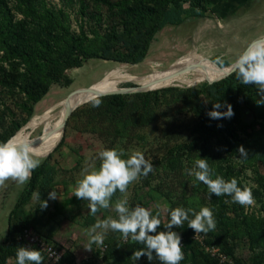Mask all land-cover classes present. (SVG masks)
Returning a JSON list of instances; mask_svg holds the SVG:
<instances>
[{"label":"trees","instance_id":"trees-1","mask_svg":"<svg viewBox=\"0 0 264 264\" xmlns=\"http://www.w3.org/2000/svg\"><path fill=\"white\" fill-rule=\"evenodd\" d=\"M214 1L61 0L63 5L57 7L49 0H0V87L14 97H22L19 107L28 117L33 116L36 105L53 86L68 88L73 84L68 71L82 68L91 59L139 64L147 57L153 39L161 30L179 26L189 18L207 17ZM75 3L79 5L82 18L78 32L72 30L70 14L66 9ZM90 3H94L98 10L91 8ZM219 65L225 66L224 63ZM168 94L176 99L166 101ZM97 99L102 101L100 106L93 107V100L85 111L89 129L97 133L103 127L101 131L114 135L116 139L130 138L134 131L157 124L160 109L165 104H180L181 111L192 116V139L169 148L166 156L151 162L154 170L163 168L175 174L185 168L184 158L193 163L197 158H206L214 170L213 179L217 175L226 181L236 178L238 186L243 188L241 176L252 169L258 187L253 192L259 204L258 210L251 206L245 209L226 195H211L207 186L199 182L192 194L182 192L180 202L172 199V191L167 193L171 203L169 220L170 211L177 207L193 208L197 212L202 207H208L213 212L216 228L206 235L201 234L205 246L219 248L223 254L232 256L236 264H264V105H257L256 100L260 97L256 95L254 86L241 84L233 73L218 82H205L195 88L168 87ZM218 102L231 104L234 116L230 119H211L207 113ZM83 109L75 111L69 121L80 115ZM219 111H227V107ZM0 126L3 128L0 130V142L12 138L22 127L15 121L7 128L2 123ZM111 145L114 149V144ZM241 145L248 152L246 159L240 158L238 149ZM48 160L44 159L33 170L28 186L10 212L8 230L0 243V264H7L10 260L16 264L18 247H25L20 237L30 228L38 230L41 220L23 210L34 194L48 198L49 192L56 190L58 170L50 169ZM153 174L154 171L143 179L144 185L152 184ZM201 191L211 195L209 202L200 195ZM121 194L117 191L111 201H116ZM139 205L146 208L144 202ZM190 218H193L191 214ZM87 223L94 222L87 220ZM166 230L161 225L157 233L152 234ZM172 230L182 233L184 259L180 264H218V260L196 240L195 232L187 227V222L182 228L174 226ZM49 238L52 239V235ZM237 242H247L250 246L252 256L247 260L235 255ZM56 245L63 251L60 264H75L78 261L74 251ZM104 247L103 250H96L91 258L83 259L81 264H152L147 256L134 262L131 259L133 253L143 246L130 239L125 241L119 233L109 231ZM43 264H49L45 258Z\"/></svg>","mask_w":264,"mask_h":264},{"label":"rangeland","instance_id":"rangeland-1","mask_svg":"<svg viewBox=\"0 0 264 264\" xmlns=\"http://www.w3.org/2000/svg\"><path fill=\"white\" fill-rule=\"evenodd\" d=\"M49 2L57 7L63 5L61 0H49ZM242 2L243 0H216L210 8L216 13L217 17L224 18L227 15L226 6L228 8V5L231 4V6L236 7V9H232V13L237 14L239 11L238 6ZM90 4L91 8L98 10L94 3ZM66 9L70 14L69 19L72 30L78 32V27L82 21L79 15V5L75 3L72 7H66ZM210 16L212 17V15ZM19 17H21L20 14ZM216 21L215 18L209 20L207 17L189 18L179 26L165 27L155 36L147 57L139 64H124L102 59L88 60L82 68L67 72V75L73 80L70 87L65 88L56 85L51 88L49 94L36 105L33 116L28 117L19 107L18 103H22V97H14L0 87V124H4L6 128L14 121L21 124L22 127L15 132L14 136L22 132L23 134H29L31 141H33L37 137H41L44 128L43 125L33 130L29 124L34 118L41 117L49 112L48 118L50 119L59 110V104L67 100L72 92L78 90L71 96L84 91L85 88H94L98 82L113 71L121 70L128 76L148 78L156 72H164L173 67L177 60L184 61V59L195 58L199 63L184 62L209 73L229 67L251 42L264 38V18L258 21L251 18H242L240 21L237 18L231 19L228 24L221 25L224 29L219 28L220 25ZM90 37L93 38L91 35ZM215 62L218 64L224 63L225 66L219 68ZM203 83L205 82L188 86L169 81L151 82L144 85L123 82L119 87L140 86L149 88V90H159L168 87L195 88ZM174 99H176L175 96L168 94L166 101L172 102ZM89 104L90 102L78 108L76 112L84 108L83 112L71 121L68 120L62 138L61 133L58 139L51 144L53 145L61 139L57 145L50 148L46 153L35 154L34 157L39 159L40 163L49 158L48 165L50 169L58 170L55 186L59 198L50 200L49 197L46 198L36 193L23 210L26 213L34 214L38 220H41L37 225L38 230L34 228L29 230L48 241L63 246L65 249L74 251L78 259L77 262L91 258L96 250L105 249L104 244L102 247L92 245V251L85 249L89 241L88 230L97 220L106 219L108 216L118 218L114 210V204L118 199H126L129 208H134L144 202L146 209H149L153 215L159 213L163 225L169 221L171 206L167 193L172 191V199L180 202L182 192L190 195L199 185V182L195 181L193 177L186 175L185 169L192 168L194 163L184 158L185 168L182 171L170 174L168 171H164L163 168L155 169L150 186L144 185L143 179L145 177L140 176L130 185L128 191L121 194L116 201H111L113 207L107 210L101 209V213L91 216L89 214L90 209L85 207L87 202L75 197L73 192L76 181L82 178L81 173L84 167H88L90 171L99 168L98 153L100 151L112 149L111 143H113L114 149L116 148L118 152L122 151L124 153L123 159H127L133 152L139 151L144 154L147 161L150 163L155 162L166 156L169 148L189 142L192 139L191 131L194 123L191 115L181 111L180 104H165L160 109L157 124L134 131L130 138L116 139L114 135L101 131L104 129L103 127H100L97 133L89 129L90 127L87 124L88 115L85 112L90 108ZM52 109L54 112H51ZM0 130H3L1 126ZM63 140L64 144H62ZM61 144L62 146H60ZM55 147L57 148L53 151ZM51 151L53 152L51 153ZM48 154L50 155L46 157ZM236 161L238 162L237 158ZM260 170H263L262 166ZM253 176L252 169H248L241 176V179L244 180L243 185L250 188L252 194L258 188ZM29 181L24 185H19L9 180L4 186H0V243L7 232L6 221L10 209L14 208L21 192L28 186ZM200 195L205 201L208 199L209 202L211 196L209 193L201 191ZM37 197H40L41 200H48L46 209L42 210L39 207L41 200ZM251 207L258 210L259 204L255 199ZM255 212L258 214L257 211ZM87 220L89 223H94L88 224ZM181 234L179 233V235ZM51 235L52 239L49 238ZM20 241L24 242L25 247L36 249L27 243L24 235L20 237ZM237 243L239 245L235 247V255L238 258L247 260L252 256L247 242ZM217 260L218 264H236L232 256H229V263ZM7 264H15V262L10 260ZM152 264H160V262L154 259Z\"/></svg>","mask_w":264,"mask_h":264},{"label":"clouds","instance_id":"clouds-1","mask_svg":"<svg viewBox=\"0 0 264 264\" xmlns=\"http://www.w3.org/2000/svg\"><path fill=\"white\" fill-rule=\"evenodd\" d=\"M20 71H23L21 67ZM231 72L243 85H252L256 88V100L258 106L264 105V38L251 42L231 65ZM102 101L95 99L93 107H99ZM227 111H219L222 107ZM231 104H213V109L207 113L211 119L220 120L234 116ZM222 127V125H218ZM240 158H247L248 152L241 145L238 149ZM124 153L116 149H106L98 153L99 168L89 170L84 167L80 179L76 181L73 195L87 203L85 207L90 209L89 214L96 216L101 209L113 207L112 197L117 191L125 193L130 184L140 176L147 177L154 171L153 164L145 159L143 153L133 152L127 159H123ZM35 157L34 149L28 141H18L15 137L6 142H0V186H4L9 180L19 185L27 183L33 170L40 160ZM187 176L207 186L208 192L217 197L229 196L233 203H238L247 209L254 204L252 191L248 187H239L236 178L226 181L222 176L212 178L214 170L209 166L206 158H197L193 167L185 169ZM40 199V197H37ZM59 198L56 190L49 192V199ZM41 200V199H40ZM39 207L43 210L48 207V200H41ZM114 210L118 218L108 216L97 222L88 230L89 241L85 249L92 251V245L102 247L106 234L116 232L122 235L125 241L129 239L143 247L136 250L131 259L135 262L141 257L147 256L148 261L158 260L160 264H180L184 259L180 235L173 231V227L182 228L187 222V227L195 232V238L201 234L214 231L216 221L211 209L202 207L197 212L193 208L177 207L170 211V220L163 224L166 231L157 229L162 225L159 213L153 215L149 209L136 205L129 208L126 199H118L114 204ZM190 214L191 217L190 218ZM155 254V255H154ZM44 258L41 251L20 246L16 251V264H43Z\"/></svg>","mask_w":264,"mask_h":264},{"label":"bare ground","instance_id":"bare-ground-1","mask_svg":"<svg viewBox=\"0 0 264 264\" xmlns=\"http://www.w3.org/2000/svg\"><path fill=\"white\" fill-rule=\"evenodd\" d=\"M184 61H193L199 63V61L195 58L184 59ZM184 61L177 60L173 67L167 69L164 72H156L153 76L148 78L128 76L125 75V72L121 70L113 71L110 73V75L98 82L94 88L91 87V90H89L87 93L84 92V90L80 93L74 94L70 97V99L68 98V100H65L59 104V110L50 119L48 118L49 112L48 114H45L41 117L34 118L29 124L33 130H36L37 128L44 125L41 135L42 140L39 144L34 145V142L31 141V136L29 134H23L22 132H19L14 137L18 141H28L32 145L35 154L46 153L50 148L54 147L60 142L61 139L55 144L51 145L55 140L58 139L61 133V138L64 134L65 116L71 103L77 104L81 101L90 100L94 98L95 95L118 91L121 88L119 87L120 84L123 82H133L137 85H144L151 82L169 81L177 84L192 86L202 82L218 81L231 69L230 65L227 68L206 73L193 65L186 64ZM141 88L149 89L144 87ZM51 112H54L53 109Z\"/></svg>","mask_w":264,"mask_h":264},{"label":"built area","instance_id":"built-area-1","mask_svg":"<svg viewBox=\"0 0 264 264\" xmlns=\"http://www.w3.org/2000/svg\"><path fill=\"white\" fill-rule=\"evenodd\" d=\"M24 238L31 246L35 247L36 250L41 251L42 256L46 259L49 264H60L63 260V251L55 243L48 241L38 234L32 232L31 230H25ZM200 241L203 249L210 253L211 256L219 259L221 262L229 263V256L223 254L217 247H206L203 241V236L200 235L196 238ZM182 244V240H181ZM68 264V263H64ZM75 264H81V262H76Z\"/></svg>","mask_w":264,"mask_h":264},{"label":"crops","instance_id":"crops-1","mask_svg":"<svg viewBox=\"0 0 264 264\" xmlns=\"http://www.w3.org/2000/svg\"><path fill=\"white\" fill-rule=\"evenodd\" d=\"M227 9V15L224 18L217 17L216 13L211 10L207 18L210 20L211 18H215L217 23H219V28H223L222 24H228L231 19L237 18L238 21H240L242 18H251L252 20L258 21L259 19L264 18V0H243L242 4L238 6V13L233 14L232 9H236V7L231 6V4L228 5ZM212 15V17L210 16ZM224 29V28H223ZM12 211V208L10 209V212ZM9 212V215H10ZM9 215L7 216V230H8V224H9ZM7 233V232H6Z\"/></svg>","mask_w":264,"mask_h":264},{"label":"water","instance_id":"water-1","mask_svg":"<svg viewBox=\"0 0 264 264\" xmlns=\"http://www.w3.org/2000/svg\"><path fill=\"white\" fill-rule=\"evenodd\" d=\"M218 66H220L217 62H215ZM231 74H233L232 72H231V69L225 74V76H223L220 80H222V79H224V78H227V77H229ZM220 80H218V81H220ZM218 81H212V82H208V83H210V84H212V83H215V82H218ZM131 83H133V82H131ZM133 84H135V83H133ZM137 85V84H136ZM81 90V89H80ZM83 90H85L84 92H88L89 90H91V87H88V88H85V89H83ZM76 91H78V90H76ZM76 91H74V92H76ZM148 91H155V90H149V89H142L141 87H138V86H131V87H121L118 91H114V92H110V93H105V94H101V95H95V97L94 98H92V99H90V100H85V101H81V102H79V103H77V104H73V103H71L70 104V106L68 107V109H67V113H66V116H65V121H64V132H65V128H66V125H67V122H68V120L70 119V117L72 116V114L78 109V108H80L81 106H83V105H85V104H87V103H89V102H91V101H93V100H95V99H97V98H100V97H104V96H109V95H127V94H134V93H144V92H148ZM74 92H72L69 96H68V98L70 99V97H71V95L74 93ZM68 98H67V100H68ZM41 140H42V137H37L36 139H34L33 140V142H34V145L35 144H39L40 142H41ZM57 147H55L54 149H53V151L56 149ZM53 151H51V153L53 152ZM50 153V154H51ZM50 154H48L46 157H48ZM45 158V157H44Z\"/></svg>","mask_w":264,"mask_h":264}]
</instances>
